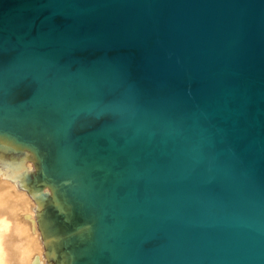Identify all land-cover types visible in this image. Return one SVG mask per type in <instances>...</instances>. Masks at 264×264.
<instances>
[{
	"label": "water",
	"instance_id": "obj_1",
	"mask_svg": "<svg viewBox=\"0 0 264 264\" xmlns=\"http://www.w3.org/2000/svg\"><path fill=\"white\" fill-rule=\"evenodd\" d=\"M0 152L54 264H264V0H0Z\"/></svg>",
	"mask_w": 264,
	"mask_h": 264
},
{
	"label": "bare ground",
	"instance_id": "obj_2",
	"mask_svg": "<svg viewBox=\"0 0 264 264\" xmlns=\"http://www.w3.org/2000/svg\"><path fill=\"white\" fill-rule=\"evenodd\" d=\"M34 170L35 162L29 152L16 159L0 152V264H18L28 245L39 249L41 237L45 238L39 223L42 203L26 184V175ZM46 240L41 250L45 262L50 264L52 256L46 252L50 240Z\"/></svg>",
	"mask_w": 264,
	"mask_h": 264
},
{
	"label": "rangeland",
	"instance_id": "obj_3",
	"mask_svg": "<svg viewBox=\"0 0 264 264\" xmlns=\"http://www.w3.org/2000/svg\"><path fill=\"white\" fill-rule=\"evenodd\" d=\"M34 240H35V238H34ZM40 240L42 242H39V244L41 245V247L39 246V249L37 246H32V245H28L26 247V253H25L26 255H24L23 258H21V260L18 262V264H48L49 263V262L46 263L44 258H43L44 248H42L44 246L43 244L44 243L46 244L48 242V240H46L45 238H42V237ZM40 240H38V241H40ZM41 248L43 250H41ZM46 252H47V249H46ZM50 262H51L50 264H54L52 259Z\"/></svg>",
	"mask_w": 264,
	"mask_h": 264
}]
</instances>
